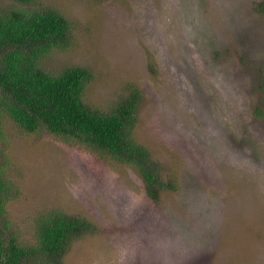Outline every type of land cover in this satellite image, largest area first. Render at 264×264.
Segmentation results:
<instances>
[{"label":"rangeland","instance_id":"obj_1","mask_svg":"<svg viewBox=\"0 0 264 264\" xmlns=\"http://www.w3.org/2000/svg\"><path fill=\"white\" fill-rule=\"evenodd\" d=\"M263 1L0 0L69 20L43 69H90L83 100L101 112L137 90L134 136L180 185L154 201L135 167L5 118L3 234L34 243L37 218L63 211L98 227L64 264H264Z\"/></svg>","mask_w":264,"mask_h":264},{"label":"trees","instance_id":"obj_2","mask_svg":"<svg viewBox=\"0 0 264 264\" xmlns=\"http://www.w3.org/2000/svg\"><path fill=\"white\" fill-rule=\"evenodd\" d=\"M258 10L264 11V1ZM70 35L69 20L56 9L0 6V136L4 119L10 118L28 135L47 130L65 140L75 138L107 160L135 167L154 201L162 191L179 190V175L174 171L164 179V167L134 136L141 99L137 90L113 112H101L83 100L94 77L90 69L74 66L59 74L43 69L42 58L66 45ZM256 111L263 115L261 108ZM8 186L0 166V221L9 228ZM36 222L34 243L22 242L17 235L6 237L0 230V264H64L74 240L98 231L89 218L63 211L42 214Z\"/></svg>","mask_w":264,"mask_h":264}]
</instances>
